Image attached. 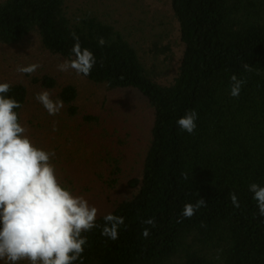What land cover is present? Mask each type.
Instances as JSON below:
<instances>
[{
    "label": "trees",
    "instance_id": "trees-1",
    "mask_svg": "<svg viewBox=\"0 0 264 264\" xmlns=\"http://www.w3.org/2000/svg\"><path fill=\"white\" fill-rule=\"evenodd\" d=\"M159 1L162 6L149 0H0V65L41 66L4 81L22 105L14 111L28 130L53 121V137L64 135L63 116L76 128L78 117L80 126L104 123L101 136L111 129L117 148L130 124H136L138 145L139 135L148 137L139 145L140 176L128 179L127 197L114 199L96 218L103 225L109 213L123 217L118 239L102 236L100 228L85 233L83 264H264V216L249 191L253 183L264 187V0ZM72 33L96 58L87 77L57 69L72 55ZM232 75L246 81L235 98ZM88 89L95 92L82 102ZM42 90L64 102L58 115L35 100ZM128 92L153 116L148 129L127 102ZM28 105L33 112L25 121ZM190 110L198 115L192 134L176 123ZM52 160L58 172L62 163ZM107 162L112 187L120 169L113 155ZM199 199L207 206L183 218V206ZM149 218L155 227L144 223Z\"/></svg>",
    "mask_w": 264,
    "mask_h": 264
},
{
    "label": "clouds",
    "instance_id": "clouds-1",
    "mask_svg": "<svg viewBox=\"0 0 264 264\" xmlns=\"http://www.w3.org/2000/svg\"><path fill=\"white\" fill-rule=\"evenodd\" d=\"M75 41L69 59L59 63L61 72L74 71L87 77L96 64V58L87 48H81L79 38L72 33ZM104 46L106 41L99 38ZM39 64L18 66L21 74H33ZM246 71L251 67L244 65ZM245 80L236 75L230 77V95L238 97ZM11 85L0 83V261L4 264H83L82 254L87 243L85 233L94 228L101 229V235L115 241L120 226L125 224L123 217L111 213L103 217V225L97 224L98 209L83 195L74 194L65 182L58 177L52 159L56 153L37 147L28 136L27 127L18 119L14 111L22 105L8 95ZM50 116L58 115L64 102L53 99L48 90L35 94ZM198 115L190 110L177 120V126L188 134L194 133ZM57 129L53 127V131ZM259 214L264 216V187L249 185ZM234 207H239L238 198L229 194ZM203 199L195 204L186 203L181 216L191 218L197 210L206 207ZM155 227L153 218L144 221ZM142 235L147 238L149 230Z\"/></svg>",
    "mask_w": 264,
    "mask_h": 264
},
{
    "label": "rangeland",
    "instance_id": "rangeland-1",
    "mask_svg": "<svg viewBox=\"0 0 264 264\" xmlns=\"http://www.w3.org/2000/svg\"><path fill=\"white\" fill-rule=\"evenodd\" d=\"M150 1H152V4L155 3L157 6H162V2L159 0ZM20 65L27 66L28 64L23 61L17 65L12 62L0 65V82H14L15 78L23 79V75L16 71V68ZM67 74L69 73L63 72V76ZM92 92L95 91L93 89L84 91L81 101L88 102ZM125 98L132 109L134 107L138 108L140 115L144 117V122L148 129L152 121L150 118L152 119L153 116H151L149 111L146 110L144 112L142 110L144 105L138 95L128 92ZM96 111L97 109L95 108L90 109V112ZM32 112L33 108L29 107V105L28 107L26 106L23 119L25 121L30 120ZM132 112L133 110H131ZM81 119L80 117L77 118L79 122L76 125L80 128L78 129L74 124H68L66 117L63 116V122L67 124V128L63 129L64 135L60 137H53L55 136V131H53L55 123L53 121L49 122L50 120L44 121L41 131L38 129L28 130V135L37 147L56 153L53 159L59 160V164L62 163V167L57 172L58 177L68 185L74 194L83 195L91 205L95 206L98 209L97 216H99L110 209V202L114 199L127 197L126 184L128 179L140 176L139 145H145L148 137L139 135L137 137L139 139L138 145L136 135L139 132L136 131V124H130L129 136L125 137L123 145L120 146L122 148H117L116 143L113 142L115 137H113L111 129L106 127L107 133L101 136L104 134L102 132L104 123L98 126H94V123L80 126L81 122H83ZM73 129L74 131H72ZM94 133L96 136H94ZM66 138H68V142ZM104 145L106 148H104ZM98 150H100L99 155H96L95 153ZM120 150L125 151V153L118 157L117 152ZM112 155L117 160L115 167L120 169V173L115 176V184H112L111 187L109 186V178L112 177L110 173L113 170L107 159Z\"/></svg>",
    "mask_w": 264,
    "mask_h": 264
}]
</instances>
